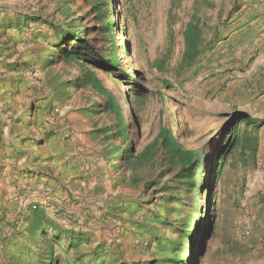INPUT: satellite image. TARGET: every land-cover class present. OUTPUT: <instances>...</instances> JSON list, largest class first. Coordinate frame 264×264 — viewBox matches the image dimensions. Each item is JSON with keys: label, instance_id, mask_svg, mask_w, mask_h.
Masks as SVG:
<instances>
[{"label": "rangeland", "instance_id": "rangeland-1", "mask_svg": "<svg viewBox=\"0 0 264 264\" xmlns=\"http://www.w3.org/2000/svg\"><path fill=\"white\" fill-rule=\"evenodd\" d=\"M97 1L0 0V113H29L45 135L63 130L71 141L63 143L64 151L80 156L81 163L69 165L68 179L59 183L60 169L51 165L56 154L34 150L29 166L18 169L14 161L6 165V158L19 154L0 147V264H172L177 256L179 264H264V146L258 169L250 165L240 173V163L219 160L209 208L214 215L207 221L212 233L202 256L200 233L193 235V257L187 256L190 243L181 246L178 229L205 209L203 195L197 188L190 193L175 188L157 148L136 169L123 159L128 151L136 158L160 126L184 148L225 143L227 132L219 131L231 113L246 112L241 101L228 97V86L264 57V0ZM99 14L106 17L96 20ZM192 18L199 21L201 53L184 67L183 30ZM106 22L110 28L102 32L98 26ZM82 31L90 47L81 51L88 58L93 52L116 59L118 67L63 55L78 42L62 33ZM87 74L112 93L114 104L87 84ZM3 83L16 85L10 92ZM118 115L125 136L115 133ZM66 155H57L61 165ZM162 172L160 184L171 189L153 197L144 185ZM13 173L46 177L58 187L47 195V185L34 183L18 209L8 203L10 191L20 192ZM200 177L196 173L195 181ZM37 223L47 237L54 227L84 233L89 242L77 247L66 239L50 242L33 233Z\"/></svg>", "mask_w": 264, "mask_h": 264}, {"label": "trees", "instance_id": "trees-1", "mask_svg": "<svg viewBox=\"0 0 264 264\" xmlns=\"http://www.w3.org/2000/svg\"><path fill=\"white\" fill-rule=\"evenodd\" d=\"M97 4L104 5L107 3L98 0ZM94 12H99V6L94 9ZM104 16V14H99L96 17V20H101ZM111 18L112 13L107 17V20ZM110 25L111 22L102 23L101 26H98V29L104 32L106 29L109 30ZM84 32L85 31L77 33L63 32V35H68L71 40H75L78 44L75 45L72 50H63L62 54L80 61L93 60L98 66H110L111 68L118 67L116 59H103V57H100L93 52L88 58L87 56H89V54L86 51H81L86 47H90L89 43L83 39L85 36ZM183 42L184 50L182 52L181 64L184 67H188L196 62L201 53V29L199 21L195 18L190 19L186 23L183 30ZM110 50L114 55V48L111 47ZM92 55L94 58H92ZM84 80L87 81V84H89L95 91L103 95L110 103L114 104L112 93L101 84L100 80L95 75L87 74L84 77ZM118 119L115 133L119 136H125L127 133V127L121 115H118ZM260 127L261 123L259 119L253 118L243 111H233L226 126L222 127L219 131V134L227 132L225 143H222L221 145L216 141L214 142V146H205L202 147V149L200 148L201 150L184 148L168 128L160 126L154 140L146 145L136 158L130 151H128L127 155L126 153H123V159H125V164H127L128 168L136 169V167L148 163L154 156V148H157L161 154L160 161H163V165L166 166V172L171 174L169 181H174L178 185L175 188H181L180 186H182V190L187 193H190L194 188H197L199 191L198 193L203 195L205 209H203L199 217L195 219L193 217L194 213H192L191 221L178 229L181 234V246L186 242L191 245V249L188 251L187 256L193 257L194 255V249H192V247L195 245L196 241L192 238L193 235L196 236V233H200L198 248L199 256L203 255L206 242L211 236L212 226L210 223L208 224L207 221L208 218L214 215V212L209 208H212L216 196L215 188L217 187V180L221 172V163L219 160L222 159L225 161L228 158H231L233 165L240 163L244 172L250 165L252 167L256 166L258 130ZM216 145L219 146L217 147V150L214 149ZM216 161H218V163ZM160 164L161 163H159V165ZM196 173L201 175L200 181L198 182L194 179ZM162 174L163 172L157 175L154 180L148 181L144 185V190H151L153 197H155L160 191H168L171 189V187L164 185V182L160 184L159 180ZM199 208L200 205L197 207V210H199ZM51 228V237H47V234L45 233L46 228L38 223L34 224L33 233L35 235L41 234L45 239L56 244H59L58 241L60 239H66L68 245L72 247H77L80 242H89L88 235L84 233L73 234L72 232H65L64 234L54 227ZM180 259L182 258L177 256L172 257L170 261L172 264H179ZM187 264H190V261Z\"/></svg>", "mask_w": 264, "mask_h": 264}, {"label": "crops", "instance_id": "crops-1", "mask_svg": "<svg viewBox=\"0 0 264 264\" xmlns=\"http://www.w3.org/2000/svg\"><path fill=\"white\" fill-rule=\"evenodd\" d=\"M2 17V13L0 14V18ZM231 83V82H230ZM235 83L231 87L228 86V97L241 101L243 109L252 116L253 118L261 119L262 126L258 130V150L256 153V164L258 169L261 164L262 154H263V144H264V57H259L256 63L251 67L250 71L245 74L243 79L240 81H234ZM248 83L252 86V89L248 90ZM10 92L15 88L16 83H3ZM11 84V85H10ZM249 93L248 92H251ZM240 98V99H239ZM33 118L24 111H18L14 115L11 112L0 113V124H4L2 130H0V147L4 146L5 152H13L15 154H19L18 159L6 158V165L13 164L12 161L16 162L18 165V169L20 167H28L30 164V157H32V153L34 150L42 153L45 151L49 154H56L51 162V165L54 164L57 167V171L59 173V183H62L66 179H68L67 169L70 168L69 165L74 168H78L80 163L79 157L71 156V153L67 150L64 151L63 143L69 144L71 141L69 139H64V131L60 130V134H44V130L38 131L35 129V125L32 122ZM55 131V130H54ZM39 140V142H37ZM66 149V148H65ZM65 153L66 162L62 165L60 164V160L58 158V154ZM70 154V156H69ZM12 156L11 154H9ZM78 158V159H77ZM68 163V165H67ZM62 166L63 169L62 170ZM240 173L242 172V168L240 167ZM256 172V170L254 171ZM14 174V173H13ZM35 174H37L35 172ZM65 174V175H64ZM17 180L14 181L15 184H18V189L20 192H14L13 190L9 192L10 201L9 204H14L15 207L20 209L23 207L25 200L24 190H29L33 186L34 183H41V185H47V195L50 194L51 189L55 186V184L47 180L46 177H38L37 176L29 178L27 175H21L18 173L14 174ZM55 187H58L56 185ZM29 188V189H28ZM56 191V190H55Z\"/></svg>", "mask_w": 264, "mask_h": 264}, {"label": "built area", "instance_id": "built-area-1", "mask_svg": "<svg viewBox=\"0 0 264 264\" xmlns=\"http://www.w3.org/2000/svg\"><path fill=\"white\" fill-rule=\"evenodd\" d=\"M31 207H32V208H35V205H34V204H32V205H31Z\"/></svg>", "mask_w": 264, "mask_h": 264}]
</instances>
